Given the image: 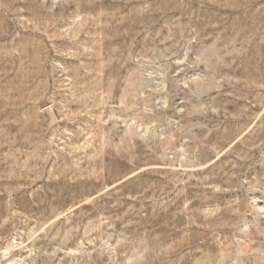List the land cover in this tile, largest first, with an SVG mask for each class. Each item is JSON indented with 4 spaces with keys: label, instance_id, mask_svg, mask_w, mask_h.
Returning a JSON list of instances; mask_svg holds the SVG:
<instances>
[{
    "label": "rangeland",
    "instance_id": "obj_1",
    "mask_svg": "<svg viewBox=\"0 0 264 264\" xmlns=\"http://www.w3.org/2000/svg\"><path fill=\"white\" fill-rule=\"evenodd\" d=\"M0 264H264V0H0Z\"/></svg>",
    "mask_w": 264,
    "mask_h": 264
}]
</instances>
